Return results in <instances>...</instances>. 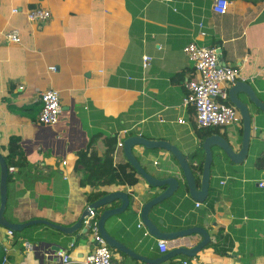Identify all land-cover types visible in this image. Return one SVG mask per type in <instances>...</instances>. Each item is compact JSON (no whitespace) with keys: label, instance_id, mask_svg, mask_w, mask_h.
I'll return each instance as SVG.
<instances>
[{"label":"crops","instance_id":"0c3cea01","mask_svg":"<svg viewBox=\"0 0 264 264\" xmlns=\"http://www.w3.org/2000/svg\"><path fill=\"white\" fill-rule=\"evenodd\" d=\"M213 1L0 0V153L6 155L8 139L15 135L26 163L11 174L6 219H47L69 226L89 204L88 192L122 190L137 201L106 220L107 232L147 258L162 254L158 239L138 226L139 208L160 190L138 174V182L125 188L81 187L78 153L102 156L107 150L119 164L127 161L122 147L116 146L119 139L140 134L167 140L188 158L195 151L200 187L203 134L194 128L190 106L182 105L185 82L194 74L183 47L191 41L218 47L220 62L236 68L264 102V0H228L224 14L212 11ZM31 8L47 9L50 17L31 22L26 16ZM201 19L204 37L198 35ZM14 28L18 43L5 37ZM144 54L152 58L147 69L142 67ZM50 88L59 92L61 111L57 124L43 125L36 119L38 91ZM237 95L252 118L244 160L233 163L212 147L205 200L196 206L183 184L149 215L162 231L203 227L210 243L192 258L178 255L159 264H264V187L259 186L264 181V113L245 94ZM181 118L185 123L178 122ZM211 133L237 138V149L242 122ZM132 151L150 173L182 175L164 149L136 145ZM119 204L117 200L112 205ZM73 238L44 224L27 226L14 238L0 225V261L6 256L8 264H58L57 249L82 259L92 250L90 236ZM191 239L196 243L201 237L193 234ZM171 247L170 242L168 250ZM110 250L112 264H149Z\"/></svg>","mask_w":264,"mask_h":264},{"label":"water","instance_id":"95a60500","mask_svg":"<svg viewBox=\"0 0 264 264\" xmlns=\"http://www.w3.org/2000/svg\"><path fill=\"white\" fill-rule=\"evenodd\" d=\"M239 93L245 94L249 101L261 112L264 113V102L261 101L256 93L254 92L252 86L245 80H237L233 85L228 89L229 102L235 106L241 116L242 122V133L240 137V142L238 148L234 147V144L237 143V138L224 137L218 133H211L202 137L201 147L204 151V161L202 164L201 171V180L200 187L197 186V178L195 174L196 164L193 160L196 159L195 151H192L189 158L182 154V152L174 145L167 140L163 139H150L144 137L140 134L128 135L122 139V150L123 154L137 172V174L144 179V181L153 188L160 190L158 194L152 198L145 201L139 208V217L144 226L146 227L148 233L156 239H163L171 241L176 238L184 236H191L193 234L200 235L201 239L197 241L193 246H177L171 247L166 252L162 253L159 257L156 258H147L139 253L135 252L133 249L127 247L122 242L115 239L110 235L106 228V220L114 215H118L128 209L130 205H134L135 198L130 199L127 192L122 190L112 191L106 193L96 200L89 203L86 208L82 211L78 220H76L72 225L65 226L58 223H53L47 219H32L23 223H16L14 221H9L4 216L6 202H7V190H8V165L4 156L0 153V225L10 229L12 232H18L24 229L27 226L35 224H44L48 225L61 233L66 235L74 234V238H78L80 235L89 236L86 227L81 229L79 233L78 230L82 227V220L84 215L88 213V210L91 209L96 211L101 209L97 226L99 233L108 243V246L112 249H115L125 255L141 260L149 264H159L165 261L172 259L175 256L183 255L185 257L192 258L198 252H200L206 245L210 243V235L205 228L200 226H191L182 228L175 231H162L156 224L150 219V211L164 202L165 200L171 198L175 192L182 188V185H186L187 193L189 196L196 202H203L208 195L209 190V181H210V167L213 162V149L212 147H217L219 149V155H224L233 163H240L244 160L247 155L250 137H251V126L252 118L248 108V105L240 99L237 95ZM139 145L144 149H164L168 151L178 162L181 174L182 175H172L168 177H162L153 173H150L137 159L133 153V147ZM193 162V163H192ZM120 201L118 206H113L112 204L115 201ZM93 239L87 241L88 245L92 247Z\"/></svg>","mask_w":264,"mask_h":264},{"label":"built area","instance_id":"2783aa9c","mask_svg":"<svg viewBox=\"0 0 264 264\" xmlns=\"http://www.w3.org/2000/svg\"><path fill=\"white\" fill-rule=\"evenodd\" d=\"M166 1L171 2L172 0ZM228 3V0H214L211 4V9L215 13L224 14ZM17 10L16 8L12 9L13 12ZM26 16L31 22H43L50 17V11L44 8H31L27 10ZM197 27L198 35L204 37L206 32L203 19L197 23ZM5 37L12 43L20 41L19 31L15 28L7 31ZM183 52L191 63L194 74L192 78L185 82L186 93L183 95L182 105L184 108L193 106L195 110L194 128L239 124L241 116L235 106L229 102L228 97L229 87L241 79L237 69L220 62L218 47L216 46L207 47L206 45L197 44L196 41H191L183 47ZM151 59V56L147 54L142 55V67L144 69L149 67ZM49 69L55 70V67H50ZM38 100L40 106L36 116L37 122L43 125L57 124L61 111L59 92L52 88L38 91ZM178 122L185 123V120L181 118ZM122 139L116 142L117 147H122ZM154 163L156 164V162ZM14 170L13 166L8 167L9 173ZM259 186L264 187V181H260ZM199 205L200 203L197 202L196 206ZM83 219L82 226L86 227L90 238L93 239L91 252L82 259L74 260L65 250L57 249L55 255L58 258V264H112V252L108 243L99 233L96 212L89 209ZM138 226L144 227L141 221ZM7 233L12 235L10 229H7ZM145 234H148L147 230H145ZM170 242L173 247L181 245L190 247L195 244L191 236H184V238L180 237L171 241L158 239L157 247L164 253L168 250ZM7 261V257L4 256L0 264H8ZM183 263L186 264L187 261H183Z\"/></svg>","mask_w":264,"mask_h":264},{"label":"trees","instance_id":"16d2710c","mask_svg":"<svg viewBox=\"0 0 264 264\" xmlns=\"http://www.w3.org/2000/svg\"><path fill=\"white\" fill-rule=\"evenodd\" d=\"M207 47L214 46L213 44L206 45ZM191 71H193L191 69ZM177 75L181 76L182 73L179 72ZM189 110L193 114L192 120L195 119V110L193 106L189 107ZM224 126H210L199 128L198 134L203 136L209 135L211 132L219 131V128ZM133 134V133H129ZM202 136V137H203ZM110 141V138H109ZM108 141V142H109ZM18 137L12 135L8 139V144L6 146V155L4 156L8 167H18L23 168L26 163L23 158L19 155L18 147ZM110 151H105L102 156L96 155V153H87L86 150H82L78 153L77 166L80 178L78 180L79 186L85 187L87 185L92 187H99L106 184H115L119 186H132L136 184L139 180L137 172L129 164V162L114 164ZM264 155V153H263ZM12 173H9L8 183L12 181ZM104 192H88L86 194V200L88 203L96 200ZM130 199L133 198L132 193L129 194ZM101 209L96 210V217L98 218ZM21 231L12 232V236L16 238Z\"/></svg>","mask_w":264,"mask_h":264}]
</instances>
